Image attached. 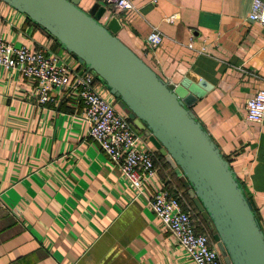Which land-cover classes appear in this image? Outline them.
Returning <instances> with one entry per match:
<instances>
[{"label":"crops","instance_id":"0c3cea01","mask_svg":"<svg viewBox=\"0 0 264 264\" xmlns=\"http://www.w3.org/2000/svg\"><path fill=\"white\" fill-rule=\"evenodd\" d=\"M130 1V11L107 8L106 18L122 26L118 39L164 81L203 84L191 111L229 161L264 232V119L245 120L247 101L264 85V27L247 20L252 0ZM96 3L102 6H80ZM152 28L162 35L153 50L146 45ZM0 40L81 67L2 2ZM33 88L0 69V264H192L88 138L80 102L53 92L55 103L41 108ZM144 145L158 169L147 192L182 184L145 135Z\"/></svg>","mask_w":264,"mask_h":264},{"label":"water","instance_id":"95a60500","mask_svg":"<svg viewBox=\"0 0 264 264\" xmlns=\"http://www.w3.org/2000/svg\"><path fill=\"white\" fill-rule=\"evenodd\" d=\"M51 36L116 100L181 182L201 221L211 228L225 264H264V232L243 186L191 105L203 84L164 81L122 43L121 24L81 0H0ZM104 22L102 20L104 19ZM205 89V88H203Z\"/></svg>","mask_w":264,"mask_h":264},{"label":"built area","instance_id":"2783aa9c","mask_svg":"<svg viewBox=\"0 0 264 264\" xmlns=\"http://www.w3.org/2000/svg\"><path fill=\"white\" fill-rule=\"evenodd\" d=\"M155 2V1H154ZM102 7L117 11L133 9L130 0H100ZM247 20L264 27V1L252 0ZM162 35L152 28L146 37L149 49L157 48ZM0 69L14 71L34 84V105L47 108L55 103L52 94L68 95L83 107L81 119L87 125V136L119 171L135 198L145 200L161 224L171 233L176 245L192 264H225L211 235L200 231L197 213L181 200L180 194L162 185L151 193L147 187L158 169L154 154L144 145V133H137L126 114L117 108L116 100L82 65L72 69L47 49L14 46L0 40ZM264 119V85L245 105V120L259 124Z\"/></svg>","mask_w":264,"mask_h":264},{"label":"rangeland","instance_id":"374dc122","mask_svg":"<svg viewBox=\"0 0 264 264\" xmlns=\"http://www.w3.org/2000/svg\"><path fill=\"white\" fill-rule=\"evenodd\" d=\"M118 108V107H117ZM133 123V122H132ZM131 127L137 132V133H139V131H140V129L133 123L132 125H131ZM143 133H144V131H143ZM174 190L176 191V192H178L179 194H180V197H181V200H183V202L184 203H186L188 206H190V203H189V201H188V194L186 193V191H185V188H184V186H183V184H181V183H177L176 181L174 182ZM196 224H199V230L200 231H204L205 233H207V234H209V235H211V228H210V226L206 223V222H204V221H201L200 219H198V221H197V223Z\"/></svg>","mask_w":264,"mask_h":264},{"label":"trees","instance_id":"16d2710c","mask_svg":"<svg viewBox=\"0 0 264 264\" xmlns=\"http://www.w3.org/2000/svg\"><path fill=\"white\" fill-rule=\"evenodd\" d=\"M186 191V190H185ZM186 193H187V191H186ZM188 197V201H189V203H190V207L194 210V207H193V205H192V203H191V199L189 198V196H187ZM251 203V202H250ZM253 208V207H252ZM195 211V210H194ZM255 212V211H254Z\"/></svg>","mask_w":264,"mask_h":264},{"label":"flooded vegetation","instance_id":"af4514ba","mask_svg":"<svg viewBox=\"0 0 264 264\" xmlns=\"http://www.w3.org/2000/svg\"><path fill=\"white\" fill-rule=\"evenodd\" d=\"M188 194V193H187Z\"/></svg>","mask_w":264,"mask_h":264}]
</instances>
